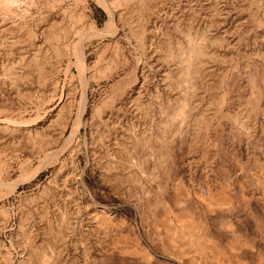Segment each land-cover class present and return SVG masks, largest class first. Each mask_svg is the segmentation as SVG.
<instances>
[{"label": "rangeland", "instance_id": "rangeland-1", "mask_svg": "<svg viewBox=\"0 0 264 264\" xmlns=\"http://www.w3.org/2000/svg\"><path fill=\"white\" fill-rule=\"evenodd\" d=\"M106 1L83 73L99 2L0 10V264H211L177 219L204 236L209 188L229 263L264 264V0Z\"/></svg>", "mask_w": 264, "mask_h": 264}, {"label": "bare ground", "instance_id": "bare-ground-1", "mask_svg": "<svg viewBox=\"0 0 264 264\" xmlns=\"http://www.w3.org/2000/svg\"><path fill=\"white\" fill-rule=\"evenodd\" d=\"M96 1L99 2L104 7V9L107 12L108 19H107L104 27L100 30L95 29L94 24L89 23L88 24L89 34L87 35L88 38L86 37V39H82V40L78 41V43L76 44V46L73 50L74 59H75L74 65H75V67H77V69L80 73H83V71H85L86 68L88 67L87 66V58L85 55L87 43L92 41L94 38L101 36L102 34L116 32L117 14H116L114 8L110 4H108L106 0H96ZM59 2H61V0H0V10H3L4 12L6 11L8 13L18 15V17L19 16L20 17H30L33 14H35L36 11H38L40 9H45V7L54 6V4H57ZM76 2L78 4H81L80 5L81 9H80L78 19L80 21L84 22L85 20H87L84 2H83V0H76ZM10 18H8V19H10ZM33 20H34V18H33ZM1 26H2V24H1ZM86 87H87V85H86ZM85 98H86V90L83 92V95H82V103H81V109L79 110V114H78L79 115L78 121L84 112ZM76 131H77V129H76ZM75 133H77V132H74V134ZM229 201L230 200L226 194L220 193L219 195H217L212 190H210V188L207 190V203H208L207 216H208V220H206L207 232H206V234L204 233V236L200 235L201 230H200L198 224L190 216H188L186 213H184V215H179V216L177 215L178 222H181L180 223L181 229H182L180 231V232H182L181 235L185 236V235L189 234L190 243L192 245H197L198 249H200V252H202V253L206 252V254H208V259L211 262V264H216L220 261L223 262V264H230L228 261L229 256L226 253L224 246L221 244L222 243L221 235H219L217 232H215L211 228V224H213V221L215 220V217H214L215 209L218 207H222L223 205H227L229 203ZM177 233H178V231L176 230V228H171V227L169 228V237L171 239V242H172L173 238L176 237ZM202 235H203V233H202ZM122 243H125V241H123ZM238 247H239V244L236 242L235 245L233 244V247H231V249L233 252H235V251H237Z\"/></svg>", "mask_w": 264, "mask_h": 264}]
</instances>
